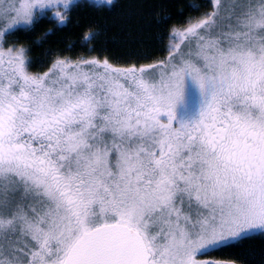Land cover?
Here are the masks:
<instances>
[{"label": "snow or ice", "instance_id": "1", "mask_svg": "<svg viewBox=\"0 0 264 264\" xmlns=\"http://www.w3.org/2000/svg\"><path fill=\"white\" fill-rule=\"evenodd\" d=\"M70 3L0 0V264H219L264 235V0H214L164 60L32 74L3 38Z\"/></svg>", "mask_w": 264, "mask_h": 264}, {"label": "trees", "instance_id": "2", "mask_svg": "<svg viewBox=\"0 0 264 264\" xmlns=\"http://www.w3.org/2000/svg\"><path fill=\"white\" fill-rule=\"evenodd\" d=\"M212 7V0L78 1L66 11L65 23L46 13L8 33L3 43L27 49L32 74L47 71L61 58L107 57L114 64L148 65L168 56L173 30H182ZM205 257L227 264H264V235L254 233Z\"/></svg>", "mask_w": 264, "mask_h": 264}, {"label": "rangeland", "instance_id": "3", "mask_svg": "<svg viewBox=\"0 0 264 264\" xmlns=\"http://www.w3.org/2000/svg\"><path fill=\"white\" fill-rule=\"evenodd\" d=\"M77 1H85V0H71V3L68 7V9L74 4L76 3ZM88 1H91V2H94L96 4H102V3H109V0H88ZM113 0H111L112 2ZM212 3H214V0H212ZM66 9V10H68ZM59 10L61 13H65V9L63 8L62 5H60L59 7H56L54 6L51 10H45V13H48V14H51L52 16H54V13ZM25 26H28V25H25ZM4 40V38H3ZM177 39L175 38L174 39V44L177 43ZM173 44V45H174ZM46 72V71H45ZM44 73V72H43ZM43 73H39V74H43ZM197 93H196V90L195 88L191 85V83H189L188 85V97H187V100H186V103L188 104L189 108H194L196 103H197ZM198 259H210V258H207V257H198ZM219 264H227V263H224V262H221V261H218Z\"/></svg>", "mask_w": 264, "mask_h": 264}]
</instances>
